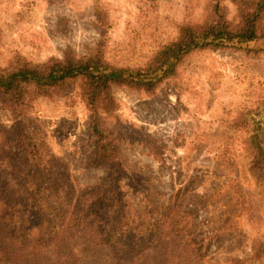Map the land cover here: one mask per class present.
I'll return each instance as SVG.
<instances>
[{
	"label": "rangeland",
	"instance_id": "rangeland-1",
	"mask_svg": "<svg viewBox=\"0 0 264 264\" xmlns=\"http://www.w3.org/2000/svg\"><path fill=\"white\" fill-rule=\"evenodd\" d=\"M239 1L0 0V66L60 59L67 49L88 56L100 43L112 66L139 67L183 25L210 21L215 4L236 25ZM247 47L194 51L153 94L112 87L120 125L140 127L160 153L107 123L121 131L117 145L127 172L120 186L130 225L143 229L152 212L167 209L199 264L229 258L264 264V167L244 143L257 122L234 127L248 112L264 131V40ZM32 106L77 192L107 175L88 161L95 139L77 85L39 96ZM1 107L0 124L8 127L11 112ZM72 203L52 206L68 215ZM105 259L103 252L85 256L86 264Z\"/></svg>",
	"mask_w": 264,
	"mask_h": 264
},
{
	"label": "trees",
	"instance_id": "trees-1",
	"mask_svg": "<svg viewBox=\"0 0 264 264\" xmlns=\"http://www.w3.org/2000/svg\"><path fill=\"white\" fill-rule=\"evenodd\" d=\"M215 5L210 21L183 25L174 39L139 67L112 66L100 43L88 56L78 57L67 49L60 59L0 66V106L11 112V124H0V264H86L85 256L102 252L104 264H199L196 252L184 241V227L169 221L167 209L152 212L143 229L130 225L129 205L120 186L127 172L117 145L121 131L107 123L115 122L130 139L135 137L159 158L148 133L136 125H120L112 87L153 94L194 51L246 49L264 40V0H240L236 25ZM72 85L78 86L88 108L95 139L88 161L107 172L79 192L31 111L39 96L63 93ZM253 122L256 127L244 143L264 167L261 122L241 112L234 127ZM69 198L73 199L70 213L60 215L52 203ZM228 261L245 263L241 258Z\"/></svg>",
	"mask_w": 264,
	"mask_h": 264
}]
</instances>
